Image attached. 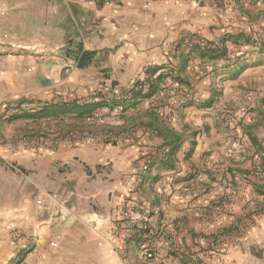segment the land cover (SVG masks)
I'll return each mask as SVG.
<instances>
[{"label":"crops","instance_id":"obj_1","mask_svg":"<svg viewBox=\"0 0 264 264\" xmlns=\"http://www.w3.org/2000/svg\"><path fill=\"white\" fill-rule=\"evenodd\" d=\"M0 151L21 264H154L115 229L133 200L159 264H264V0H0Z\"/></svg>","mask_w":264,"mask_h":264},{"label":"built area","instance_id":"obj_2","mask_svg":"<svg viewBox=\"0 0 264 264\" xmlns=\"http://www.w3.org/2000/svg\"><path fill=\"white\" fill-rule=\"evenodd\" d=\"M103 1V0H99ZM178 52H174L173 59H178ZM169 66L167 65V68ZM170 81H173L170 79ZM136 89L141 93V95L146 94V83L143 80L135 81ZM95 100L98 98L104 99L105 101H111L112 98L107 94H101L100 91H96L93 94ZM123 100L130 98L129 94H124L121 96ZM16 108V105H13L12 108ZM102 109L100 107L92 109L86 118L88 120L94 121H103L104 115L102 114ZM223 114L229 116L231 115V109L226 107L222 110ZM110 133L109 130L106 131ZM77 131H71L68 134L73 136ZM164 151H161L160 154L163 156ZM146 168V164L143 169ZM181 190H187V187H181ZM44 206L42 199H37L35 202V207L41 209ZM120 218L116 221L115 229L120 232L126 230V238L130 242L134 243L138 249L141 251L144 259L153 262L154 264H159V251L162 245L166 247L168 251L172 250L171 235L168 230V226L165 224L164 220L160 216H156V224H152L149 220L148 213L142 207L139 202L136 201H127L123 203L120 209ZM218 237L213 238V241H216ZM53 245V242H50Z\"/></svg>","mask_w":264,"mask_h":264},{"label":"rangeland","instance_id":"obj_3","mask_svg":"<svg viewBox=\"0 0 264 264\" xmlns=\"http://www.w3.org/2000/svg\"><path fill=\"white\" fill-rule=\"evenodd\" d=\"M16 180L22 188V180ZM22 218L27 219L15 216V164L0 151V264H21L25 234L15 222Z\"/></svg>","mask_w":264,"mask_h":264},{"label":"trees","instance_id":"obj_4","mask_svg":"<svg viewBox=\"0 0 264 264\" xmlns=\"http://www.w3.org/2000/svg\"><path fill=\"white\" fill-rule=\"evenodd\" d=\"M85 56H86L85 53L80 54V56L78 57V62H82ZM8 107H9V104H6V108ZM43 114H46L45 108L38 111V115H43Z\"/></svg>","mask_w":264,"mask_h":264}]
</instances>
